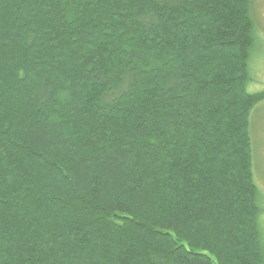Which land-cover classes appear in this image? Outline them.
<instances>
[{"label":"trees","instance_id":"trees-1","mask_svg":"<svg viewBox=\"0 0 264 264\" xmlns=\"http://www.w3.org/2000/svg\"><path fill=\"white\" fill-rule=\"evenodd\" d=\"M253 3L0 0V264H264Z\"/></svg>","mask_w":264,"mask_h":264},{"label":"rangeland","instance_id":"rangeland-1","mask_svg":"<svg viewBox=\"0 0 264 264\" xmlns=\"http://www.w3.org/2000/svg\"><path fill=\"white\" fill-rule=\"evenodd\" d=\"M253 13L261 37V48L256 57L258 58L255 61L256 66L254 67L256 69V77L254 76L255 78H253L250 90L252 92H261L264 91V0H254ZM253 117V139L256 146L255 181L264 201V103L257 107V111L253 114ZM262 220H264V214Z\"/></svg>","mask_w":264,"mask_h":264}]
</instances>
